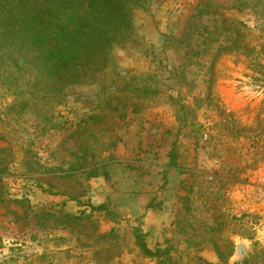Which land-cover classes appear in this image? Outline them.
Masks as SVG:
<instances>
[{
	"label": "rangeland",
	"instance_id": "1",
	"mask_svg": "<svg viewBox=\"0 0 264 264\" xmlns=\"http://www.w3.org/2000/svg\"><path fill=\"white\" fill-rule=\"evenodd\" d=\"M132 24L50 99L0 66V264H264V0Z\"/></svg>",
	"mask_w": 264,
	"mask_h": 264
},
{
	"label": "trees",
	"instance_id": "2",
	"mask_svg": "<svg viewBox=\"0 0 264 264\" xmlns=\"http://www.w3.org/2000/svg\"><path fill=\"white\" fill-rule=\"evenodd\" d=\"M147 1L0 0V66L12 82L32 77V88L50 99L108 65L111 47L133 34L132 10ZM135 242L144 253H167L148 248L137 233Z\"/></svg>",
	"mask_w": 264,
	"mask_h": 264
},
{
	"label": "built area",
	"instance_id": "3",
	"mask_svg": "<svg viewBox=\"0 0 264 264\" xmlns=\"http://www.w3.org/2000/svg\"><path fill=\"white\" fill-rule=\"evenodd\" d=\"M254 200H261L264 201V184H259L257 189L255 190L254 194L252 195Z\"/></svg>",
	"mask_w": 264,
	"mask_h": 264
}]
</instances>
